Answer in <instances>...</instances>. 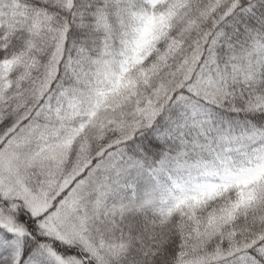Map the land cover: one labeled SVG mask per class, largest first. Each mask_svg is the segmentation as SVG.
<instances>
[{
    "label": "snow or ice",
    "instance_id": "1",
    "mask_svg": "<svg viewBox=\"0 0 264 264\" xmlns=\"http://www.w3.org/2000/svg\"><path fill=\"white\" fill-rule=\"evenodd\" d=\"M0 264H264V0H0Z\"/></svg>",
    "mask_w": 264,
    "mask_h": 264
}]
</instances>
